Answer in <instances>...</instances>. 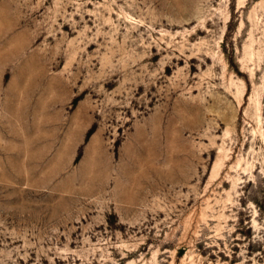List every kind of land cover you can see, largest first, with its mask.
<instances>
[{"label":"rangeland","instance_id":"obj_1","mask_svg":"<svg viewBox=\"0 0 264 264\" xmlns=\"http://www.w3.org/2000/svg\"><path fill=\"white\" fill-rule=\"evenodd\" d=\"M0 264H264V0H0Z\"/></svg>","mask_w":264,"mask_h":264},{"label":"crops","instance_id":"obj_2","mask_svg":"<svg viewBox=\"0 0 264 264\" xmlns=\"http://www.w3.org/2000/svg\"><path fill=\"white\" fill-rule=\"evenodd\" d=\"M93 133V132H92ZM92 133H90L89 135H88V137L92 134ZM87 140V139H86Z\"/></svg>","mask_w":264,"mask_h":264},{"label":"trees","instance_id":"obj_3","mask_svg":"<svg viewBox=\"0 0 264 264\" xmlns=\"http://www.w3.org/2000/svg\"><path fill=\"white\" fill-rule=\"evenodd\" d=\"M89 133H90V132L88 131L87 136L89 135Z\"/></svg>","mask_w":264,"mask_h":264}]
</instances>
